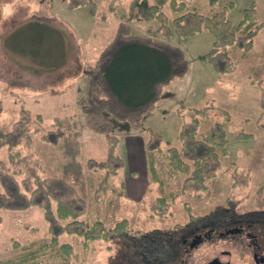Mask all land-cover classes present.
Masks as SVG:
<instances>
[{
	"label": "rangeland",
	"instance_id": "obj_1",
	"mask_svg": "<svg viewBox=\"0 0 264 264\" xmlns=\"http://www.w3.org/2000/svg\"><path fill=\"white\" fill-rule=\"evenodd\" d=\"M92 1L98 11L107 12L106 18L90 14L84 6L69 8L64 0H0V128L11 129L23 110L34 120L39 114L41 123L32 121L30 127L32 143L29 148L20 145L21 151H33L45 174L75 186L85 200L83 218L99 217L111 226L123 217L134 230L132 234L172 227L176 221H186L187 212H204L216 205L264 208V25L248 57L233 55L235 68L218 73L204 58L213 41L207 29L186 37L172 30L166 36L158 31L155 19L127 20L132 34L180 46L188 66L165 86L156 108L141 118L137 129L113 122L118 136L115 151L123 162L104 180V169H90L87 160H105L107 140L104 133L85 124L77 99L86 89L84 67L96 61L118 22L126 20L129 0L115 1L113 10L108 9L111 0ZM252 1L188 0V7L203 14L224 8L235 26ZM255 6L258 19L264 22V0H255ZM163 9L173 15L167 5ZM250 77L262 79V87ZM210 105L213 108L200 117L198 130L221 121L227 132V154L221 156L211 178L210 193L198 196L188 183L174 194L167 210H151L153 197L176 190L182 183V175L166 176V149L179 145L178 131L189 120V111ZM37 126L41 131L33 130ZM57 126L62 134L56 143L41 140L39 134ZM239 132L251 135L238 136ZM152 133L160 138L161 151L155 154L156 166L163 173L160 192L159 184L151 180L146 159L145 142ZM0 158H7L5 145L0 147ZM48 236L47 222L38 206L0 209V259L13 257ZM59 239L72 244L75 258L71 264H109L112 240L83 244L82 238L67 233ZM42 264L62 263L51 258Z\"/></svg>",
	"mask_w": 264,
	"mask_h": 264
},
{
	"label": "trees",
	"instance_id": "obj_2",
	"mask_svg": "<svg viewBox=\"0 0 264 264\" xmlns=\"http://www.w3.org/2000/svg\"><path fill=\"white\" fill-rule=\"evenodd\" d=\"M64 1L69 8L84 6L90 14L106 18L107 12L98 11L92 0ZM115 1L108 3L109 10H113ZM165 5L172 11V16L163 9ZM43 14L47 17V12ZM147 19L157 20L158 31L166 36L172 30L177 36L186 37L207 29L213 41L204 58L218 73L235 68L237 62L233 55L245 58L249 54L255 36L264 25L258 19L255 0L245 8L244 15L235 26H232L224 8L203 14L190 9L188 0H129L126 20L118 22L112 39L100 51L96 61L84 67L86 89L77 99L85 124L92 131L105 134L108 144L106 159L87 160L90 169H104V180L123 162L115 151L118 136L113 132V122L120 121L124 126L137 129L141 118L156 108L165 86L183 74L188 66L180 46L153 36L130 33L127 20ZM251 81L262 87V79L251 78ZM211 108L212 105L192 108L189 120L178 131L179 145L166 149V176L179 178L182 175V183L176 190L163 191L153 197L151 210L164 212L174 194L185 189L188 183L198 196L210 193L211 178L220 165L221 156L227 154V132L221 121H214L204 130H198L200 117L206 116ZM222 113L227 111L222 109ZM30 115L23 110L11 129L0 128V147H7L6 160L0 158V209L26 210L38 206L47 222L49 236L13 257L0 259V264H42L51 258H57L62 264H71L75 258L73 247L68 241H60L63 233L82 238L83 244L131 235L134 230L126 218L118 219L111 226L99 217L83 218L86 204L75 186L64 178L45 174L33 151L26 154L21 151L20 145L29 148L32 143L31 124L42 121L39 114H35V120ZM56 120L60 121V118L56 117ZM33 130L41 131V128L37 126ZM61 134L62 129L57 126L44 130L39 137L56 143ZM237 135L251 134L239 132ZM160 149L159 134L152 133L145 142V151L151 180L159 184V192L163 181L155 154Z\"/></svg>",
	"mask_w": 264,
	"mask_h": 264
},
{
	"label": "flooded vegetation",
	"instance_id": "obj_3",
	"mask_svg": "<svg viewBox=\"0 0 264 264\" xmlns=\"http://www.w3.org/2000/svg\"><path fill=\"white\" fill-rule=\"evenodd\" d=\"M187 214L172 227L116 236L109 264H264V208Z\"/></svg>",
	"mask_w": 264,
	"mask_h": 264
},
{
	"label": "crops",
	"instance_id": "obj_4",
	"mask_svg": "<svg viewBox=\"0 0 264 264\" xmlns=\"http://www.w3.org/2000/svg\"><path fill=\"white\" fill-rule=\"evenodd\" d=\"M83 77H85V75Z\"/></svg>",
	"mask_w": 264,
	"mask_h": 264
},
{
	"label": "water",
	"instance_id": "obj_5",
	"mask_svg": "<svg viewBox=\"0 0 264 264\" xmlns=\"http://www.w3.org/2000/svg\"><path fill=\"white\" fill-rule=\"evenodd\" d=\"M211 264V263H210Z\"/></svg>",
	"mask_w": 264,
	"mask_h": 264
}]
</instances>
